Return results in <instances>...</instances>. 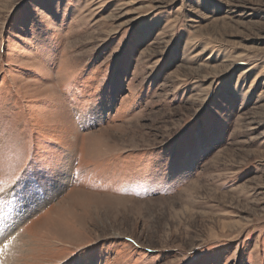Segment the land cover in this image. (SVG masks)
<instances>
[{"label":"rangeland","instance_id":"374dc122","mask_svg":"<svg viewBox=\"0 0 264 264\" xmlns=\"http://www.w3.org/2000/svg\"><path fill=\"white\" fill-rule=\"evenodd\" d=\"M0 180V264H264V0H0Z\"/></svg>","mask_w":264,"mask_h":264},{"label":"snow or ice","instance_id":"6c2138e0","mask_svg":"<svg viewBox=\"0 0 264 264\" xmlns=\"http://www.w3.org/2000/svg\"><path fill=\"white\" fill-rule=\"evenodd\" d=\"M30 175H31V173L26 170L24 173V177L27 178V177H30ZM17 179H20V178H17ZM2 185H3V181L0 180V190H2ZM17 186H19V185H17ZM4 239H5V234L3 232H0V243H2V247H0V254H2L9 247L10 241L9 242H3Z\"/></svg>","mask_w":264,"mask_h":264}]
</instances>
